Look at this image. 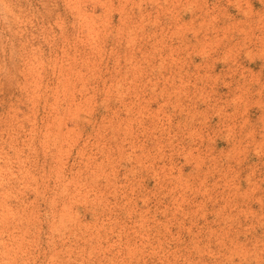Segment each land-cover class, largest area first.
Returning <instances> with one entry per match:
<instances>
[{
	"label": "rangeland",
	"instance_id": "rangeland-1",
	"mask_svg": "<svg viewBox=\"0 0 264 264\" xmlns=\"http://www.w3.org/2000/svg\"><path fill=\"white\" fill-rule=\"evenodd\" d=\"M0 264H264V0H0Z\"/></svg>",
	"mask_w": 264,
	"mask_h": 264
}]
</instances>
